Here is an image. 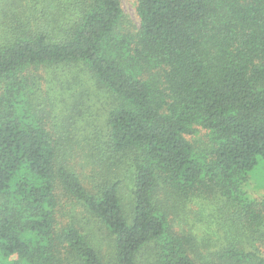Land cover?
<instances>
[{
  "label": "trees",
  "instance_id": "1",
  "mask_svg": "<svg viewBox=\"0 0 264 264\" xmlns=\"http://www.w3.org/2000/svg\"><path fill=\"white\" fill-rule=\"evenodd\" d=\"M137 12L135 30L121 0H0V264H264V197L247 190L264 162V0ZM73 66L118 100L106 149L75 145L43 99L42 71Z\"/></svg>",
  "mask_w": 264,
  "mask_h": 264
},
{
  "label": "rangeland",
  "instance_id": "2",
  "mask_svg": "<svg viewBox=\"0 0 264 264\" xmlns=\"http://www.w3.org/2000/svg\"><path fill=\"white\" fill-rule=\"evenodd\" d=\"M121 2L129 27L135 30L138 29L140 18L137 12V0H121ZM42 74L44 77L42 83V88H44L43 99L45 103H51L53 113L58 117L55 121L58 127L62 128L65 123H68L64 131L69 135L71 141L77 143L75 145L79 147L88 143H97L98 146L102 145L103 149H106L107 141H109L107 137V116L109 111L118 105L117 98L85 73L81 66L62 69L58 73L48 69L42 71ZM57 86L60 88L58 89ZM48 98L53 101L49 102ZM206 135V132L198 131L192 137L196 148L201 154L208 146ZM111 174L117 175V178L122 181L120 186L121 200L127 213L131 215L135 204L133 195L136 184L135 170L130 163L120 161ZM247 190L253 197H264V162L250 178ZM190 207L192 210H200L199 203L191 204ZM205 209H208L205 210L206 212L204 211L208 216L215 213V208L210 204ZM219 218L223 223V215L216 212L215 220L217 221ZM208 220L210 221V219ZM200 227L201 225L199 229ZM218 228V225L213 222L211 229L220 235L222 230L220 229L221 233H219ZM103 239L105 237L102 233L95 234L96 243L106 252L108 243Z\"/></svg>",
  "mask_w": 264,
  "mask_h": 264
}]
</instances>
